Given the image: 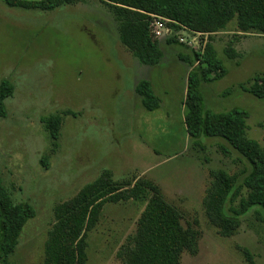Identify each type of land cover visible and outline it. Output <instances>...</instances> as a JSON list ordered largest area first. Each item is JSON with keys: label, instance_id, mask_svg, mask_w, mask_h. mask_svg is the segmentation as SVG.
<instances>
[{"label": "rangeland", "instance_id": "rangeland-1", "mask_svg": "<svg viewBox=\"0 0 264 264\" xmlns=\"http://www.w3.org/2000/svg\"><path fill=\"white\" fill-rule=\"evenodd\" d=\"M170 27L164 20L153 21L162 59L148 68L120 43L118 25L99 0L49 12L9 8L0 0V82L15 87L5 101L7 115L0 119V179L13 203L25 202L36 213L7 264H43L55 206L104 171L127 190V185L149 181L195 227L200 234L196 253L184 252L180 264H250L245 250L254 264H264L261 214L247 215L229 238L206 218L203 200L211 172L234 176L246 164L229 148L224 155L221 140L201 139L200 146H193L188 138L182 103L191 69L165 42L174 35L191 50L202 51L208 37L173 33ZM211 38L227 73L202 84L206 109L245 110L247 138L264 147V100L238 88L257 74L264 77V36L239 33L232 22ZM141 80L150 82L159 109L142 107L135 93ZM49 116L60 119L55 141L42 123ZM144 205L129 200L103 206L86 237V264H125Z\"/></svg>", "mask_w": 264, "mask_h": 264}, {"label": "trees", "instance_id": "trees-1", "mask_svg": "<svg viewBox=\"0 0 264 264\" xmlns=\"http://www.w3.org/2000/svg\"><path fill=\"white\" fill-rule=\"evenodd\" d=\"M2 1L9 8L49 12L81 0ZM99 1L117 23L120 43L144 67L155 68L162 59L159 42L151 30L155 19L168 22L173 33L187 31L208 37L202 51L191 50L174 35L165 42L175 47L179 61L191 69L182 103V123L193 146H200L201 139L221 140L227 146H219L224 155L229 154V148L246 164V169L234 176L223 170L211 172L212 181L203 200L205 215L225 238L234 236L241 220L250 213L264 217V147L247 138L248 113L241 108L215 113L206 109L201 93L203 83L216 82L227 73L217 58L211 37L225 31L232 22L239 33L264 36V0ZM238 88L264 100V77L258 74ZM14 92L11 82H0V119L6 117L5 101ZM135 93L146 111L159 109V98L154 95L149 81L141 80L135 86ZM42 123L50 138L57 140L59 117L49 116ZM125 188L128 190L116 183L109 171H104L76 196L56 205L54 224L44 244L43 264H86V237L97 225L103 206L129 200L145 205L129 240L131 246L126 252L125 264H180L184 252L196 253L199 232L164 200L161 189L149 181ZM35 215L29 204L12 202L0 179V264H7L18 247L24 227ZM244 255L254 264L248 251L245 250Z\"/></svg>", "mask_w": 264, "mask_h": 264}, {"label": "built area", "instance_id": "built-area-1", "mask_svg": "<svg viewBox=\"0 0 264 264\" xmlns=\"http://www.w3.org/2000/svg\"><path fill=\"white\" fill-rule=\"evenodd\" d=\"M167 33H169L168 30H166V34H167ZM155 35H156L157 37H160V36H161V34H160L159 32H157V31L155 32Z\"/></svg>", "mask_w": 264, "mask_h": 264}]
</instances>
